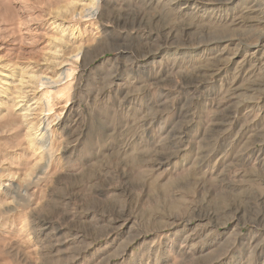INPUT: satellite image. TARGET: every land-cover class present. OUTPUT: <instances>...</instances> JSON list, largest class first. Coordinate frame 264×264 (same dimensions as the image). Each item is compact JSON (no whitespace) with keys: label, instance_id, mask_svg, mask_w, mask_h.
<instances>
[{"label":"rangeland","instance_id":"obj_1","mask_svg":"<svg viewBox=\"0 0 264 264\" xmlns=\"http://www.w3.org/2000/svg\"><path fill=\"white\" fill-rule=\"evenodd\" d=\"M64 2L0 0L1 62L46 69ZM248 2L103 0L107 21L66 32L86 44L67 51L69 111L45 128L58 165L35 183L20 118L18 139L0 129V178L15 180L0 264H264V72L245 62L264 55V14Z\"/></svg>","mask_w":264,"mask_h":264},{"label":"bare ground","instance_id":"obj_2","mask_svg":"<svg viewBox=\"0 0 264 264\" xmlns=\"http://www.w3.org/2000/svg\"><path fill=\"white\" fill-rule=\"evenodd\" d=\"M64 1L65 10H63L61 13H58L57 21L51 24V26H53L51 31L57 28L60 29V32H56H59L63 38L67 37V31H75L76 27L73 29V26H77L78 23L85 22L84 20L86 18L90 19L87 20L86 23H91L92 26L95 23L98 24L102 21H107L108 19L106 10H104L102 7L103 0ZM217 1L220 3V6L218 7L219 10L217 11L224 12L223 7H229L228 5L233 0ZM250 4L251 8L261 9V14H264V0H249L246 5L249 6ZM22 14H24L26 19L28 18L27 20H30L31 23L39 22V18L36 16L37 14L35 15L33 13L35 15L33 17L31 11L27 10L26 8H24ZM58 22H60V24H58ZM138 33L139 32L136 34ZM63 38L55 37L53 41H57V43L50 44V49L48 50L49 58L44 59L46 62V69L44 70L43 68L37 69L38 67L30 66L19 67V65L16 63H2L0 59V68L4 69V73L0 74L3 75V79H7L0 80V84L2 85L0 86V129L1 131L6 129L7 132H12L14 134V139H18L19 135L15 133V127L18 125V122L16 119H14V116L16 115V117L20 118L21 125L26 128L24 140L26 141L27 146L30 148L32 155L37 160L32 166V172L28 174L29 179L33 177L34 174V177L36 178L35 183L46 179L50 175V171L53 170V168L60 162V158H58V152L60 151L58 147L59 138L53 131L50 133H48L47 129L45 131V128L49 127L52 121L55 123L57 121H61L63 114L67 112L68 106L72 100L70 97V91L73 87L71 82L65 84L64 87L59 88V85L65 79L63 76H66L67 79H70L73 76L75 69L72 67L73 65L71 62L75 61L74 59L79 56V54L72 56V52L67 53V51L72 48L74 44L79 42H81V45L75 50L83 51V47L86 44L83 42V39H81L80 33L78 37H74L73 32L71 37L65 40ZM92 39L97 40L94 35H92ZM74 52L75 51H73V53ZM256 52L258 53L259 51L256 50ZM254 55L256 54L253 53L248 59L245 60V62H256V71L260 73L264 72V55L260 58H257ZM242 62L243 63H240V66H237V68L240 70L246 68L244 66V61ZM62 65H65L64 67L70 65V68H66L62 75L55 79L53 77L55 72L50 69H55V67H60ZM53 72L54 74H49ZM208 73H210V70ZM41 86H46V90L36 100L35 97L39 95L36 91ZM55 87H58V89L53 93L51 90ZM53 96L57 97L55 100L56 102L51 101V97ZM27 100L29 102L35 101L33 103L35 107L32 108L33 104L28 106L26 104L22 105ZM18 146L19 144L16 143L15 146L11 148L14 149ZM38 169L40 170V176L37 174ZM13 177L15 178V176ZM33 180L34 178L31 182H33ZM6 182H10L9 185H6L7 183H4L0 178V190L4 187L12 188L14 186L15 180L10 178ZM38 238L39 237H37V239Z\"/></svg>","mask_w":264,"mask_h":264}]
</instances>
